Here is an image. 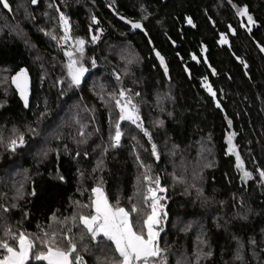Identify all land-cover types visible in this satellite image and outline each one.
I'll use <instances>...</instances> for the list:
<instances>
[{
	"label": "trees",
	"instance_id": "16d2710c",
	"mask_svg": "<svg viewBox=\"0 0 264 264\" xmlns=\"http://www.w3.org/2000/svg\"><path fill=\"white\" fill-rule=\"evenodd\" d=\"M7 2L0 4V238L10 228L33 238L59 231V239L71 227L83 264H107L114 248L81 240L78 220L74 227L54 217L89 213L76 202L89 204L98 186L113 205L143 207L159 177L166 264H264V0ZM241 8L247 15H237ZM61 14L70 35L85 41L89 71L79 87H69L64 56L73 42L45 34L64 35ZM23 68L32 82L28 110L12 83ZM125 89L149 136L124 121L113 148L119 109L110 94ZM21 134L24 145L10 151ZM237 154L250 179H241Z\"/></svg>",
	"mask_w": 264,
	"mask_h": 264
},
{
	"label": "snow or ice",
	"instance_id": "6c2138e0",
	"mask_svg": "<svg viewBox=\"0 0 264 264\" xmlns=\"http://www.w3.org/2000/svg\"><path fill=\"white\" fill-rule=\"evenodd\" d=\"M32 3L36 4L37 0H32ZM0 4L6 9L9 8L7 0H0ZM51 6L49 4V7ZM237 15H247V9H238ZM247 19L249 22H252L251 16H247ZM59 20L64 35L57 37L52 33L45 34L49 35L53 40H57L58 43L61 40L65 43H68L70 40L73 42L72 49L64 50V56L68 57L66 68L67 77L70 81L69 87H79L85 73L89 71L83 63L85 41L70 35L71 28L68 18L65 15L61 14ZM96 22L95 17H93V23ZM125 22L130 23L133 29L143 30L139 22ZM188 23L192 24L190 18L188 19ZM248 30L251 31V28ZM98 39V36H92L93 43ZM220 43H227V38L221 36ZM61 47L63 46L61 45ZM261 51H264V48ZM74 53H79V57H76ZM156 55L160 59V64L163 66L165 63L164 58L158 52ZM193 59H196V57L193 56ZM91 64L95 67L96 60L92 59ZM165 71L167 72L166 68ZM116 79L119 81L120 77L117 75ZM12 82L16 85L27 107L26 71L21 69L19 73L12 77ZM205 87L211 95L215 96L211 86L205 84ZM130 92L131 90L125 89L119 91L118 96L116 93L110 94V97L115 100L116 108L119 109L118 119L114 123L115 132L114 135L110 136L112 141L111 147L113 148L120 147L121 145V137L124 134L121 122L127 121L143 131L145 136H149V133L143 128L138 105L133 102V98L129 94ZM136 95H139V93H136ZM217 107H220V105L217 104ZM156 123L159 125L162 122L157 121ZM229 124H231V121H229ZM31 131L34 134H38L36 129H31ZM234 136L235 134L232 133L227 137L229 153L235 151V146L232 144ZM149 139L151 138L149 137ZM24 143L25 138L21 134L18 139L10 140L8 148L14 152L18 147L23 146ZM151 154L157 156L155 144L152 145ZM137 159L139 160V157ZM236 162L237 168L243 171L239 154L236 155ZM141 166L143 167L144 165L141 164ZM259 175L261 180L264 181V171H260ZM250 178L251 174L243 171L241 179L247 180ZM60 179H63V177H60ZM144 179L148 181L151 178L145 175ZM154 183L156 187H148L144 194L143 207L132 204L131 209L127 210L125 207L120 206L119 200L113 205L109 202L103 189L98 186L91 189L94 198L91 199L89 204L81 205L80 202H76L78 207L90 209L91 211L89 213L77 214L74 212L71 217H65L63 220L54 217V222L66 225L71 220L75 227L77 226L76 222L78 220V224L82 225L80 233L81 240L87 236L93 242L103 244L110 251L114 248L115 255L107 260V264H166L165 258L161 257L162 250L159 246V237L160 232L163 231V228L160 227L161 220L166 219L167 214L163 213L162 215L163 205H161L160 201L164 197L157 195L158 192H165L166 189L160 185L159 177L155 178ZM149 207L151 211L145 212L144 209ZM7 210L5 209V211ZM134 214L137 217H143V219H133ZM59 235V231H53L51 233L43 231V235L38 234L33 238L31 234L23 231L13 233L9 228L5 231L4 238H0V264H30V262H35V264H83V257L78 253L76 238L72 233V228H67L66 233L58 239L57 237Z\"/></svg>",
	"mask_w": 264,
	"mask_h": 264
},
{
	"label": "water",
	"instance_id": "95a60500",
	"mask_svg": "<svg viewBox=\"0 0 264 264\" xmlns=\"http://www.w3.org/2000/svg\"><path fill=\"white\" fill-rule=\"evenodd\" d=\"M163 1H166V0H163ZM132 29H133V28H132ZM132 32H133V31H132ZM173 46L175 47V45H173ZM227 46H228V45H227ZM23 70H25L26 73H27V107L25 106V101H24V99L21 98L20 92H19V90L17 89L16 85H15L13 82H12V83H13L14 87H15V88L17 89V91H18L19 98L21 99V101H22V103H23V105H24L25 110H28L29 107H30V101H31L32 82H31V77L29 76L27 70H26L25 68H23ZM20 71H21V70H20ZM20 71H19V72H20ZM19 72H18V73H19ZM187 75H188V77H190L188 71H187Z\"/></svg>",
	"mask_w": 264,
	"mask_h": 264
},
{
	"label": "rangeland",
	"instance_id": "374dc122",
	"mask_svg": "<svg viewBox=\"0 0 264 264\" xmlns=\"http://www.w3.org/2000/svg\"><path fill=\"white\" fill-rule=\"evenodd\" d=\"M94 197L92 196V199H93ZM146 231V230H145Z\"/></svg>",
	"mask_w": 264,
	"mask_h": 264
}]
</instances>
